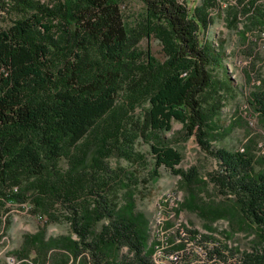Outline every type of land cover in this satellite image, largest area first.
Wrapping results in <instances>:
<instances>
[{
	"label": "trees",
	"instance_id": "16d2710c",
	"mask_svg": "<svg viewBox=\"0 0 264 264\" xmlns=\"http://www.w3.org/2000/svg\"><path fill=\"white\" fill-rule=\"evenodd\" d=\"M140 1L142 12L128 22L122 0H0V10L16 15L0 27V214L5 203L30 201L53 217L60 202L70 227L59 236L45 228L24 234L16 253L34 254L39 264H152L146 214L132 191L118 200L107 173L111 156L140 157L134 146L142 140L151 177L159 167L180 177L185 197L177 210L205 223L228 218L231 231L253 236L240 264H264V170L248 149L211 144L233 91L224 51L208 38L219 3ZM151 37L162 59L139 47ZM247 103L264 129V89ZM173 122L216 160L210 180L224 199L203 200L198 169L179 167L182 154L164 136Z\"/></svg>",
	"mask_w": 264,
	"mask_h": 264
},
{
	"label": "rangeland",
	"instance_id": "374dc122",
	"mask_svg": "<svg viewBox=\"0 0 264 264\" xmlns=\"http://www.w3.org/2000/svg\"><path fill=\"white\" fill-rule=\"evenodd\" d=\"M122 1L121 8L126 21L130 22L134 16L142 12L140 0ZM196 1L189 0V6H194ZM249 3L250 0H227L221 16L213 15V22L208 29V38L214 42L216 39L218 48L224 51V62L233 85V91L226 95L221 109V120L213 129L214 133L217 131L219 133H216V139L212 140L211 144L230 150L246 151L248 149L256 156V167L264 170V129L257 113L247 103L251 92L259 88L264 89V0H256L254 7ZM15 16L13 12L0 10V27L6 26ZM201 36L204 38L202 34ZM203 38L199 40L203 41ZM147 46L156 58L162 59L161 46L156 38L151 37L150 40L143 38L139 47L145 49ZM180 129L181 124L173 122L172 130L164 135L182 154L179 167L187 170L195 166L198 169L199 195L203 200L224 199V195L210 180V175L219 168L216 160L200 148L194 136L184 139L179 133ZM175 132L177 133L174 134ZM134 148L140 157L111 156L107 159L108 168L111 171L107 173L119 185L117 196L119 201L122 200L126 191L133 192L136 208L146 214L151 237L153 231H159L165 235V231L169 230L166 225L173 226L170 221L164 224H158L156 221L157 212L162 208L161 219L166 213H172L173 217L179 214L178 221L183 220L182 223L185 226L182 228L185 231L191 230L200 234L199 243L202 248L211 247L209 245L211 237L216 242L222 243H219L222 248L218 246L216 249L220 248L226 256L232 257L228 264H236L234 261L244 259V254L251 251L253 236L249 235L247 230L231 231L229 219L226 217L205 223L202 217L187 208L177 210L185 197L184 190L179 186L180 177L164 167L157 169L158 177H151L154 166L148 142L139 140ZM59 164L61 167L64 166L63 161ZM33 208L30 201L5 203L3 207L5 211L1 210L0 214L3 220L0 230V264H6L5 260L9 255L15 256L18 260L22 259L20 264H39L32 260L34 254L26 258L16 253L20 250L24 234H33L42 228L46 229L47 236H59L69 232V223L65 219L66 208L63 204L56 202L52 205L50 212L54 215L53 217L40 216L41 213L34 211ZM211 240L214 242L213 239ZM194 248L195 246L190 244L188 249L177 251L179 255L177 264H188L194 256H196L195 260H198L199 255ZM121 252L124 254L126 248H122ZM60 253L54 251L53 255L59 256ZM166 263L172 264L168 260ZM44 264L53 263L48 261ZM66 264L77 263L69 258Z\"/></svg>",
	"mask_w": 264,
	"mask_h": 264
},
{
	"label": "built area",
	"instance_id": "2783aa9c",
	"mask_svg": "<svg viewBox=\"0 0 264 264\" xmlns=\"http://www.w3.org/2000/svg\"><path fill=\"white\" fill-rule=\"evenodd\" d=\"M178 2L182 4H187V7L190 8L189 4L186 0H177ZM199 2V0L196 1L194 5H196ZM219 3V7L221 12L225 9L227 5V0H217ZM179 215V214H178ZM176 215L173 217V214L166 213L164 214V217L161 219L162 216V208H160L156 215V221L158 224H164L167 221H170L173 223V226L167 224L168 226L167 231H165V235L160 233L159 231L152 232L149 234V246L152 247V254H151V262L152 264H167L166 260L171 262L172 264H177L179 255L176 253L177 251H183L185 249H188V246L194 245L195 246V252L199 255V259H196V256H194V259L191 260L188 264H228V262L231 261L232 257L229 258L226 256L223 250L218 249L220 252V256L216 255L214 253V250L216 247L221 246L220 244L214 240V238L210 237L209 245L211 247H208V249L202 248L199 240H200V234H197L195 231L187 230L185 231L182 226H185L182 221L179 220V216ZM181 226V229H179ZM175 228V229H174ZM173 229V231H172ZM160 233V235H159ZM213 239L214 242H211ZM199 245V246H198ZM222 248V246H221ZM226 250H228L226 247H224ZM175 250V251H174ZM168 252H170L168 254ZM185 253V251H184ZM195 260V261H194ZM6 264H20L22 259L18 260L13 255H9L6 257ZM241 260L234 261V263L240 264Z\"/></svg>",
	"mask_w": 264,
	"mask_h": 264
}]
</instances>
